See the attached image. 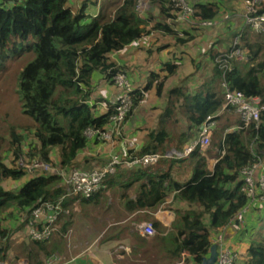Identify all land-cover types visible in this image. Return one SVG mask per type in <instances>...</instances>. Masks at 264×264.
Returning <instances> with one entry per match:
<instances>
[{"label": "trees", "instance_id": "1", "mask_svg": "<svg viewBox=\"0 0 264 264\" xmlns=\"http://www.w3.org/2000/svg\"><path fill=\"white\" fill-rule=\"evenodd\" d=\"M104 1L100 13L91 17L85 14V6L73 12L69 0H0V52L19 41L25 44L22 51L32 56L19 74L17 91L20 113L31 121L30 126L21 127L34 141L28 143L31 160L38 157L49 163L50 151L58 148L59 169L65 171L76 167L77 156L88 141L85 132L106 127L112 114L109 108L104 115L96 117L95 106L89 105L96 73L110 79L117 72H124L109 61L108 55L123 50L152 31L177 35L166 22L155 21L148 14L146 19L141 18L137 0H108L106 4ZM147 1L158 8L163 19H175L177 10L171 0ZM188 1L194 10L192 19L198 25L202 21H212L218 13L215 3ZM259 7V12H264V3ZM182 35L185 39L177 38L178 45L191 41L188 34ZM235 38L239 39L240 48L247 49L246 59L229 60L227 69H221L216 60L228 56ZM218 43L212 44L209 50L212 64L209 77L203 79L194 92L189 93L184 87L168 92L169 102L157 129L149 133L145 145L136 155L157 153L163 156L172 148L181 152L196 138L194 135L197 136L203 121L220 111L223 105L220 84L223 81L230 90L239 91L248 98H259L264 105V35L254 34L249 27L243 26L232 34L230 44L223 52L214 50ZM177 68V64L167 62L162 64L161 70L165 75H149L143 90L133 92L131 110L125 122L142 101L144 92L153 88L156 95L161 96L165 82L175 75ZM176 109L180 110L186 128L173 136L168 127L175 123L172 118ZM219 119L216 116V123ZM16 131L13 128L10 132L8 163L3 160L0 150V262L9 259L10 237L4 226L7 219L27 218L39 203L61 201L59 222L73 204L96 207L103 200L117 219L123 213L142 212L140 217L151 223L154 235L150 238L136 235L130 245L129 256L135 264H175L183 253L192 264H200L208 253L211 232L231 225V220L247 203L241 169L264 158V112L259 124L250 123L247 127L239 121L235 124L226 119L219 129L220 140L205 153L216 159L212 170L207 167L204 152L197 147L183 159L163 157L155 167H117L114 174L106 177L99 192L84 199L68 196L57 175L30 177L18 190H5L4 182H17L26 176L17 163L23 155L25 138ZM173 170H191V176L181 183L172 177ZM111 192L114 200L119 199L117 204L122 212L108 197ZM171 194L173 202L181 207L173 209L174 220L166 230L152 214L165 205ZM141 222L142 219L136 221L137 224ZM69 226V221L62 224L63 235ZM114 240L119 241V236H108L101 243ZM48 241L20 243L13 261L24 258L29 264H45L56 251L48 246ZM243 259V264H264V235L249 242ZM188 262L186 259L185 264Z\"/></svg>", "mask_w": 264, "mask_h": 264}, {"label": "crops", "instance_id": "2", "mask_svg": "<svg viewBox=\"0 0 264 264\" xmlns=\"http://www.w3.org/2000/svg\"><path fill=\"white\" fill-rule=\"evenodd\" d=\"M206 1L215 3L218 6V13L212 20V26L202 28L194 21L190 23H179L175 19L166 20L164 22H166L170 26L171 30L177 34L176 36L152 31L149 35L144 36L138 41L128 45L123 50L108 55L109 61L116 64L118 67L123 68L134 90L139 91L143 90L151 73L160 74V76L165 75V73L161 72L162 64L173 62L177 64L178 68L175 75L169 77L165 82L160 97L156 95L153 88L144 92L142 101L135 109L130 119L126 121L127 127L124 131H122L120 137L107 143H100L94 139H88L85 149L77 156L75 161L76 168L78 167L79 169L87 170L94 167H100L99 164L104 165V163L109 160L110 156L114 154L122 157H127L131 154H138L145 145L149 133L156 130L158 127L160 116L169 102L167 95L168 92L173 88L184 87V85L180 84L181 82L183 84L191 83L190 87H185L189 91L194 92L197 90L202 80L209 77V74L212 72V64L209 59L210 47L215 42H219L218 44H215L213 48L214 50L216 49V51L223 52L226 46H229V39L232 34H234L235 31L239 32V30L244 26L243 21H240V19L244 15V5H246V0H231L235 3V6H233L234 9L230 8L232 10L231 12L229 11L230 9H228V3H226L229 0ZM143 3H147L149 7H152V10L154 11L152 13L159 14L156 6L149 4L147 0H144ZM240 3L242 4L241 8L239 7ZM102 5L103 0H69V6L73 12H76L82 6H85V14L91 17H96L100 13ZM223 5L224 8H221ZM137 11H140V14H138L144 19H146V16L149 13V11L144 12L145 8L142 10L141 8H138ZM156 20L158 22H162L158 19H155V21ZM150 26L151 24H149V27ZM184 33L191 37V41L185 43L184 45H178L176 39H185V36H182ZM199 55L201 57H199ZM200 61L201 64H204L203 67H200ZM207 67L210 68L207 69ZM92 85L93 93L89 102L95 106V116L99 117L108 111L111 102L118 95V91L114 89L113 86L111 87V85H109V81L99 73H96L93 76ZM229 111L230 109H222L221 107L220 111L217 113V117H219L220 120L222 119V121L226 120L230 118ZM138 113L143 116L141 119L139 117L137 118ZM149 116L154 118V127L150 129L149 126L147 127L146 125H141V123L148 125V122L152 120L150 119L147 121V117ZM137 119L138 121H136ZM128 136L130 138L132 136V139L127 138ZM133 138H138V140L136 141ZM170 150L175 149L172 148ZM121 153L123 154L121 155ZM215 163L216 159L207 158V167L209 170H212ZM190 174L191 170H173L171 172L172 177L181 183L186 182L190 178ZM172 195L173 194L167 197L164 206L160 207L152 214V217L166 230L170 228L174 220L173 209L181 207L178 203L173 202ZM116 200H118L119 203V199L117 198ZM118 209H120V211L122 210V208ZM142 214V212H138L131 215L123 213L122 215H125L123 217V222L126 224L127 229L130 228V230H127V234L125 233L123 235L124 240L120 241L121 243L117 241L114 242L124 245L122 248L125 251H128V249L130 251V245H133V240L136 235L148 237L142 233L140 228L145 224V221H142L139 224L136 223L138 219L142 218L140 217ZM263 220L264 207L258 202H251L246 212L239 215L236 222L235 220H231V225L225 228L223 245L237 255L235 264H243V256L249 242L258 237V235H264ZM205 222L207 224L208 219H206ZM219 232L220 231L211 232L210 239H212ZM94 241V243L88 245L85 250L81 251V254H77L73 259H71V261L65 262L64 264H70L77 260L78 263L82 264H106L108 261V257L104 255L106 251L102 250V254L98 255L100 258L94 256L95 252L100 249L98 246L99 240L94 239ZM111 244L112 242L108 241L104 244L101 243V246L104 245L109 249ZM91 248L94 249L92 250ZM79 257L81 260H79ZM23 259L20 258L17 261H13V263L28 264V261ZM186 259L189 260L188 264H192L188 255H186ZM0 263L3 264V262Z\"/></svg>", "mask_w": 264, "mask_h": 264}, {"label": "built area", "instance_id": "3", "mask_svg": "<svg viewBox=\"0 0 264 264\" xmlns=\"http://www.w3.org/2000/svg\"><path fill=\"white\" fill-rule=\"evenodd\" d=\"M140 0H137V9H140ZM173 8L177 10L175 20L179 23H190L193 21L192 16L194 10L188 0H171ZM248 5L247 11L244 13V26L257 35H264V12H259L253 7V3L246 1ZM251 6V7H250ZM213 25L212 21H202L199 26L202 28ZM233 49L225 58L217 59V64L221 69H227L229 60H239V56L244 55L246 59L247 50L239 47V39L236 38L232 44ZM246 53V54H245ZM242 60V59H241ZM240 61V60H239ZM109 83L113 84L118 91V95L111 102L110 107L112 114L109 117V122L106 127L102 129H88L85 132L87 139H94L100 143H107L113 139L121 136V130L127 114H129L132 106V94L135 91L127 74L123 71L117 72L107 79ZM220 87L223 93L222 109L232 108L238 114L240 122L243 127H247L250 123L259 124L260 115L264 112V105L260 103L259 98L245 97L241 92L230 90L226 83L221 82ZM91 105V102H89ZM217 116V115H216ZM216 116H208L199 126L196 138L186 146L182 152L171 150L165 155L157 153L143 154L138 156L131 154L127 157L120 155H111L109 160L100 167L91 169L70 168L68 170H58V175L62 184L67 188V195L79 196L84 199L92 197L103 188V182L106 177L115 173L117 167H124L126 169H138L154 166L161 158H185L195 148L200 150L205 149L212 135V131L216 126ZM239 129V127H235ZM223 143V138L221 140ZM222 154V153H221ZM19 167L26 173L34 174V176L45 175L48 170V164L42 161L29 162L26 160H19ZM51 173V174H55ZM240 177L243 181V192L247 198L246 205L233 218L236 220L239 215L246 212L251 202H258L264 207V160L261 159L256 163L245 166L240 171ZM61 201L56 204L50 202H41L34 207L25 220L28 222V239L35 242L49 240L53 232H55L58 225V216L61 213ZM144 235L151 237L154 235V230L151 223H145L141 227ZM225 228L220 230L210 241V245H219L218 256L215 264H235L237 255L223 245ZM186 254H182L181 258L175 264H185Z\"/></svg>", "mask_w": 264, "mask_h": 264}, {"label": "rangeland", "instance_id": "4", "mask_svg": "<svg viewBox=\"0 0 264 264\" xmlns=\"http://www.w3.org/2000/svg\"><path fill=\"white\" fill-rule=\"evenodd\" d=\"M107 2L108 0L104 1L105 4ZM143 2L144 0L139 1V4H141L140 5L141 10L145 8L144 12L149 11L148 14L153 17L156 16L154 17L155 19H158L159 21H162V22L166 21V19H163L161 15L152 13L154 12L152 10V7H149L147 3L145 4ZM226 3H228L229 5L228 9L230 8L234 9L233 6H235V3H233L231 0L227 1ZM263 3H264V0H255L253 2V7L256 9H259L260 8L259 6H261ZM104 6L105 5H103V7ZM244 6H245L244 13H245L247 11L248 5L246 4ZM222 7L224 8V5L221 6V8ZM239 7L240 8L242 7L241 3L239 4ZM231 9L229 10L230 12L232 11ZM137 12L140 14V11H137ZM244 15L242 16L240 21H243ZM234 33H237V32L235 31ZM24 47H25V44L18 41L15 43V46H11L8 50L4 52H0V150L2 151L1 154L3 155V160L5 161V163H8V157L10 155L9 152H11V148L8 149V142L12 140V138H10V132H12L13 128L17 130L15 132L16 134L23 136V138H25V141L22 144L23 146L22 154L23 155L20 156L19 160H26L29 162L42 161L38 157H35L31 160V158L28 156V151H29L28 143L31 142L33 144L34 141H32L30 137H27L29 135H27L23 130H21L22 126H27V125L30 126L31 124L30 123L31 121L20 113V108L18 105L19 95L17 91H18L19 74L21 70L23 69V67L32 59L31 53H24L22 51ZM241 49L243 50L245 48L242 46ZM199 57L201 56L199 55ZM239 58H240L239 59L240 61L245 60L244 55L239 56ZM203 66L204 64H201V61H200V67H203ZM209 68L210 67H207V69ZM180 84L184 85V88L188 92H191L185 87V86L190 87L191 83L183 84L181 82ZM109 85H111V87L113 86V88L116 89V87H114L113 84L109 83ZM229 109H230L229 111L230 118L228 119L232 120L235 124H237L238 121L240 122V118L238 114L235 112V110H233L232 108H229ZM139 113L137 115V118L139 117L141 119L143 116L141 114L139 115ZM147 118H148L147 121L150 119L152 120L148 122V125L145 123H141V125H146L147 127L149 126V129H150L154 127V124H153L154 118L152 116H149ZM136 121H138V119ZM172 121H175V123L169 124V127H168L169 131L171 134H173V136H178L186 128V123H185L183 116L180 113V110L176 109L174 111V117L172 118ZM223 124H224V120L222 121V119L221 120L219 119L217 121L216 126L214 130L212 131V135L210 137V142L208 146L205 149L200 150L201 152H204L203 153L204 156L209 159L213 157L207 156V154H205L206 150L209 147H211V145H213L212 148H214V143L216 144V142L220 140L221 135L219 136L218 133H219L220 127ZM134 125H137V124H134ZM126 127L127 125L125 122L123 124V128L121 131H124ZM194 136L196 137V135ZM127 138H130V137L128 136ZM130 139H132V136ZM133 139H135L136 141L138 140V138H133ZM122 154L123 153H121V155ZM58 158H59L58 148H53L50 151V162L47 163L48 170L50 171L47 172L45 175H56L55 172L60 170L59 169L60 167L58 166V160H59ZM19 160L17 163H19ZM99 166H102V164H99ZM23 172L26 175L24 177V180L29 179L30 177H32V175H34V174L31 175L28 172L26 173L24 170ZM51 173H55V174H51ZM24 180L22 179L17 182L16 181H6L4 182L3 186L5 190L16 191L18 190V188H20ZM61 186L64 188V190H66L67 187L64 184L61 183ZM108 197L112 198V192L109 193ZM100 202L101 204L96 207L93 205L80 207L77 203H75L70 209L67 210V212L65 213V217L61 218V220L58 222L59 224L57 225L55 232H53L52 237L48 241L49 242L48 246L50 248H53L56 251L54 252L53 256L48 261H46L45 264H64L66 261H71V259H73L77 254L78 255L81 254L80 252L85 250L88 245L94 243L95 241L93 239L99 240L98 246L100 248L98 249L97 252H95L94 256L97 258H100V256L98 255L102 254V250L106 251L104 253V255L108 257V261L106 262V264H135L131 260L132 258L129 256V252L131 251H129V249L128 251L123 250L122 247H124V245L119 244L121 243L120 241L124 240L123 235L125 233L127 234V232L130 230V228L127 229L126 224L123 222L124 216L122 217L118 216V219H117L114 212L112 210L107 209V204L104 203L103 200H101ZM117 203H118V200H116L115 198L114 200L115 206L117 205ZM141 219L142 221H145L143 220V218ZM67 221L70 222V226L66 229L65 234L63 235V232H61V226ZM145 223H149V222L145 221ZM262 223H264V220ZM4 226L9 231L10 241H9V250L7 252V254L9 255V259L3 262V264H15L13 263V256H14V253L16 252L18 245L22 242L28 243L30 241V239H28V230H29L28 222L25 220V217L24 218L21 217L15 220L7 219L4 222ZM108 236L110 237L115 236L117 238L119 236L120 240L117 241L119 243L117 244V242H114L116 240L111 241L112 244L109 247V249L106 248V246L104 245L101 246V242L104 241L106 238H108ZM131 244H132V241H131ZM91 249L93 250L94 248H91ZM39 260H40V257H39ZM41 260H42V256H41ZM79 260H81L80 257H79ZM70 264H82V263H78V260H77L75 262L73 261ZM102 264H105V263H102Z\"/></svg>", "mask_w": 264, "mask_h": 264}, {"label": "water", "instance_id": "5", "mask_svg": "<svg viewBox=\"0 0 264 264\" xmlns=\"http://www.w3.org/2000/svg\"><path fill=\"white\" fill-rule=\"evenodd\" d=\"M218 249L219 245H210L207 255L201 259L200 264H215L218 256Z\"/></svg>", "mask_w": 264, "mask_h": 264}, {"label": "clouds", "instance_id": "6", "mask_svg": "<svg viewBox=\"0 0 264 264\" xmlns=\"http://www.w3.org/2000/svg\"><path fill=\"white\" fill-rule=\"evenodd\" d=\"M91 105H92V103H91ZM187 146H188V145H187ZM185 147H186V146H185ZM185 147H184V148H185ZM184 148H183V149H184ZM170 151H171V150H170ZM182 151H183V150H182ZM182 151H181V152H182ZM167 152H168V151H167ZM176 152H179V151H176ZM185 158H186V157H185ZM73 168H74V167H73ZM75 168H76V167H75Z\"/></svg>", "mask_w": 264, "mask_h": 264}]
</instances>
